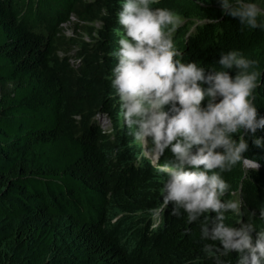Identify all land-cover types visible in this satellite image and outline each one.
Segmentation results:
<instances>
[{"label": "trees", "instance_id": "16d2710c", "mask_svg": "<svg viewBox=\"0 0 264 264\" xmlns=\"http://www.w3.org/2000/svg\"><path fill=\"white\" fill-rule=\"evenodd\" d=\"M121 3L0 0V264H237L239 254L218 253L219 242L202 239L200 222L186 223L182 209L176 216L169 205L151 227L164 207L157 166L171 153L159 155L157 166L139 159L142 146L123 121L111 84ZM151 7L183 18L172 36L182 62L219 69L220 53L233 49L257 60L253 103L264 114V30L222 15L216 0ZM71 16L99 20L97 28L84 26L91 41L62 33ZM99 112L110 116L112 137L94 119ZM249 143L244 155L262 166L222 173L230 185L223 199H242L243 219L264 231V149ZM238 219L228 213L225 222Z\"/></svg>", "mask_w": 264, "mask_h": 264}, {"label": "clouds", "instance_id": "9594fccd", "mask_svg": "<svg viewBox=\"0 0 264 264\" xmlns=\"http://www.w3.org/2000/svg\"><path fill=\"white\" fill-rule=\"evenodd\" d=\"M158 2L122 0L116 18L123 28L117 36L123 35L117 42L111 79L123 121L142 146L138 158L144 156L157 166L159 155L166 149L171 153L157 166L163 174L164 207L155 209L151 227L158 226L159 219L163 222L162 212L171 205L173 215L180 216L183 210L186 223L200 222L201 238L219 242L218 253L237 252V264H264V231L243 219L242 199H223L230 185L222 176L238 164L247 171L262 166L260 160L244 155L249 142L264 149V136L257 135L264 131V114L253 103L260 75L257 60L233 49L220 53L219 69L206 71L195 61L182 62L176 58L172 36L183 18L170 9L151 7ZM216 3L222 15L238 18L241 26L264 30V0ZM95 22L98 27L99 20L87 23ZM233 68L235 74L230 76L227 69ZM99 114L108 117L110 132L95 118ZM94 119L111 136L110 116L99 112ZM228 213L240 219L226 223ZM212 248L205 245L206 251Z\"/></svg>", "mask_w": 264, "mask_h": 264}, {"label": "rangeland", "instance_id": "374dc122", "mask_svg": "<svg viewBox=\"0 0 264 264\" xmlns=\"http://www.w3.org/2000/svg\"><path fill=\"white\" fill-rule=\"evenodd\" d=\"M78 21L76 17L74 16H71L70 17V20L69 21H66L64 23H61V31L63 34L65 35H69V36H76V37H79L81 39H83L84 41H90L91 40V35L88 34L85 30V27L86 25H89V23H84L82 21H78V24L82 25V27L80 28H77L76 30L74 29L75 27V22ZM95 25V26H94ZM94 27L97 28L96 26L98 25L97 22L94 23ZM75 51V48L71 49L68 53L70 55V59H69V62L75 64L76 63V58L73 56V53ZM63 53L60 52V55H62ZM97 119V121L99 122V124L102 126V127H109L108 131L107 132H110L112 127H110L109 125V119L106 115L104 114H99L95 117ZM111 136H113V133H111Z\"/></svg>", "mask_w": 264, "mask_h": 264}]
</instances>
